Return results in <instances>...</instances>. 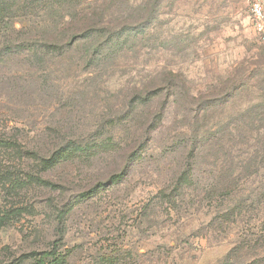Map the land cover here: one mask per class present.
Wrapping results in <instances>:
<instances>
[{
  "label": "rangeland",
  "instance_id": "1",
  "mask_svg": "<svg viewBox=\"0 0 264 264\" xmlns=\"http://www.w3.org/2000/svg\"><path fill=\"white\" fill-rule=\"evenodd\" d=\"M145 1L0 0V138L9 142L0 146V264H37L45 250L66 256L64 264L264 256L262 245L226 260L242 230L212 225L215 207L203 191L222 152L206 144L196 160L190 153L195 132L228 136L227 127L258 117L245 111L264 104V38L244 0H159L144 29ZM96 25L88 51L84 39L64 47ZM168 87L177 93L149 134ZM156 88L155 100L138 102ZM74 143L86 152L40 167L38 152ZM133 150L123 180L80 196ZM191 164L200 188L180 189L177 177ZM262 182L264 174L252 185Z\"/></svg>",
  "mask_w": 264,
  "mask_h": 264
},
{
  "label": "trees",
  "instance_id": "2",
  "mask_svg": "<svg viewBox=\"0 0 264 264\" xmlns=\"http://www.w3.org/2000/svg\"><path fill=\"white\" fill-rule=\"evenodd\" d=\"M158 1L153 0L151 2V0H146L144 4H141V7L146 6L145 9L149 10L148 15L142 18L144 24H142V27L140 26L141 28L146 29L145 27H148L149 23L153 20L154 11L159 5ZM150 11L153 12L150 13ZM128 26L130 25L126 24L123 26V31ZM93 28L77 33L73 38L74 40L67 42L64 47L73 45L77 40L84 39L88 51L90 47L96 45L95 39L99 35V31L102 30L100 29L101 26L97 25ZM13 47L17 48V50L26 48L22 44L17 46L11 45L9 49L13 50ZM50 48L51 51H59V47L56 44H50ZM175 91H171L170 87H168V92L165 94V105L161 106L155 117L150 121L147 133L152 134L156 127L162 123L167 106L166 102L168 103L169 98L177 93V90ZM162 92L163 89H149V92L145 95L142 93L138 94V102H141V104L152 102ZM249 111L255 113L258 117L251 119V121H243L231 128L227 127L229 129L228 136L222 135L217 137L214 132H206V134L203 132L200 134L197 131L191 139L190 144V153L194 160H196V157L202 151V147H205L206 144L207 146L218 147V152H222L221 155H223L220 158L222 159L221 168H213L212 181L209 183V186H204L203 191L207 194V199H209L211 205L215 207L216 213L211 218L212 225H217V227L219 226L222 229H229L232 226L241 227L240 230L242 232L228 253L226 260L233 259L246 247L257 250L259 246L264 245V220H262L264 218V182L258 186L252 185L255 177L264 174V104L251 107L245 112ZM8 143V140L0 138V146ZM68 148L67 145L59 146L47 155L38 152L37 159L40 167L49 170L57 166L70 153L78 155L86 152V146L82 144L74 143V148L69 149V151ZM233 149L237 150V153L240 154L234 155ZM138 152L137 150L131 151L119 171L112 173L105 179H99L88 189L80 192V196L88 197L107 186L123 180L130 168H132ZM195 171V167L191 164L183 174L177 177V184L180 189L192 187L197 190L200 188V181L196 177ZM251 178L253 180L250 183ZM37 180L47 185H54L43 177H37ZM60 213L62 214V212ZM65 258L66 256L57 254L53 250H45L39 254L36 263L64 264ZM260 258H255L250 264H258L264 260V256Z\"/></svg>",
  "mask_w": 264,
  "mask_h": 264
},
{
  "label": "built area",
  "instance_id": "3",
  "mask_svg": "<svg viewBox=\"0 0 264 264\" xmlns=\"http://www.w3.org/2000/svg\"><path fill=\"white\" fill-rule=\"evenodd\" d=\"M247 4L254 31L264 38V0H244Z\"/></svg>",
  "mask_w": 264,
  "mask_h": 264
}]
</instances>
